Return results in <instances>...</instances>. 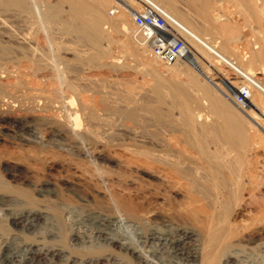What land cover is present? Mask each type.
I'll return each instance as SVG.
<instances>
[{
  "label": "bare ground",
  "instance_id": "bare-ground-1",
  "mask_svg": "<svg viewBox=\"0 0 264 264\" xmlns=\"http://www.w3.org/2000/svg\"><path fill=\"white\" fill-rule=\"evenodd\" d=\"M65 1L72 8L74 18L77 21L74 25L75 27H72L74 33H90L94 30L99 34L102 33L100 23L94 18L95 16L99 17L102 13L98 5L91 6L87 0ZM118 1L124 4V6H118L117 9L119 12L115 13L116 16L113 22L124 37V44L126 41H129V43L135 46L137 45L141 49H145L140 46L136 40L137 37H135L132 16L136 12L143 13L142 4L150 3L165 10L185 27L188 50L184 60L198 63L196 52L200 53L203 51L211 56L214 60V65H216V63L220 65L217 67L215 66L216 68H225L227 72L234 69L238 74L240 73L244 76L240 81L246 83L245 85L246 89H248L249 96L241 105L242 107L244 106L242 113L245 117L239 114H233L230 111V107L220 96V94H223L222 91L224 87H222L221 84L214 83V79L210 77L211 80H209V82L211 81L210 83L215 86L218 93L210 91V89L202 85L197 87V84L194 82V86L201 92L203 101H207L211 113L222 122V131L218 133L219 136L222 135L227 141L231 139L232 146L235 144L236 147L234 145V151L232 152L231 150L230 152L229 150V153L225 148L227 154H225L223 148V155L222 152H209L211 148L207 150L209 146H207L206 139L208 138L207 135L210 133L200 124V112L197 111V108H193L195 105L192 107L195 101H193V98L186 90L182 89L179 84L169 85L173 92L176 91L175 96L178 104L181 106L179 125H181V131L184 134L183 146L180 145L181 143L179 144L178 141L174 144H171V142L170 144H164L163 147L167 149V153L160 156L156 155L151 158L154 162L163 166L164 168H160L164 171L158 172L157 170L150 171L145 169L146 171L144 172L143 169L141 173H144L148 178L156 180L155 182H158L167 189L168 192L166 190L165 192H167V195L169 193L170 196L169 199H167L168 201H178V198H184L186 199V202L183 203L184 205H182L179 210L167 208L166 210L161 209L160 211V209L158 210L139 201L141 199V193L135 191L134 185H132L133 183H130V187L136 192L134 194L136 199H130V196L124 198L117 192V184L111 180H106L107 183L105 187H99V184L96 183L97 181L94 182L92 178L88 177L92 173L85 176L77 171L76 177L64 184L65 192L71 194V196L76 199V202L78 201L83 207L87 206L89 208L90 214L86 215L85 219H93L97 228L86 232L84 227H81V225L85 224L78 222L77 228L70 230V242L74 243L73 245L81 246L85 243L97 242L103 245L101 246L102 249L89 254H87V252H82L83 260L78 261L74 260V257H70V254L62 249L48 246L41 247L39 246L40 244L37 245L38 243H25L19 250L21 253L20 256L16 255L15 257L11 253L10 256H7L6 254V256L4 255V261L10 264H54L55 260L64 262V264H126L122 262V259L119 260L113 255L118 252L129 260H132V263L134 261V264H163L162 260H164V254H170L187 264H230V260H234L233 262L239 260L238 253L243 255L241 251L237 250L238 248L242 250L246 248L244 250H247L248 247L252 248L258 246L257 248L264 250V165H258L257 162V165L254 164L255 162L250 163L248 159L246 160L245 158L246 156L250 157L249 154L252 153L251 151L254 143L252 141L253 139L251 140L249 136L250 130L254 129L251 123H255L256 126L258 125V127H260V123L258 124V122H256L254 111L264 117V100L259 96L260 94L264 96L263 83L261 84V80L253 76L251 68L244 70L242 67L236 65V63L225 56L217 46H214V43L212 44V42H209L205 37H202V35H200L202 32L198 33L192 28L187 23L186 16L180 13L172 0H165V3H161L157 0ZM111 2L116 4L114 1ZM194 2L200 3V14L203 24L202 30L204 33L220 34L227 48L230 47L234 49V45L236 46V44L242 42L243 37H245L242 35L243 33L240 34L238 24L233 22L232 18L230 19L227 15L228 6L231 3L245 8V11L252 16V22L257 23V25L264 20L262 19L264 18V0H192L191 3ZM0 4L3 5L2 7L5 11H9L12 8L15 9L18 14H24L28 11L25 0H0ZM232 8H234V6H232ZM117 9L115 8L116 11ZM47 13H45V15ZM18 16L20 17V15ZM52 16L53 13H48L46 18H44L49 20ZM29 26L25 21H22L21 25H19L18 35H15V37L11 36L10 39L7 38V40L9 39L10 42L17 46L24 45L25 47L32 45L39 40V37H37L38 40H34L36 35L34 37L31 33L33 26L32 29ZM66 26L67 25H65V28ZM5 28L6 27H4V29ZM28 52H30V47ZM149 58L152 59L150 56ZM263 58L264 50H261L253 55L251 63H255ZM152 60L161 67L166 68V73L169 77H173L175 76L174 74H176L171 67L180 62L178 60L174 65L168 67L162 65L154 58ZM110 62L111 64L114 63L113 61ZM24 65L22 67L23 71L16 69L20 72L18 71L15 75L10 76L9 80H3L0 77V104H2V98L10 99V103L4 104L5 108L0 110V128L5 130V135H17L18 139L24 144H32L39 147L46 146L49 147L48 149H55L67 158L75 157L76 159L84 160V158L91 156L97 162L116 166L121 165L122 161L120 157H116V154L114 155L107 152L105 148L101 146V140H98L96 136V132L98 135V130L95 132L94 128L96 127L94 123L98 122V116L94 109L99 110L102 108L110 113H121L126 109L128 103L124 101L119 104L106 96L99 97L98 101L91 102L88 97L80 96L82 94H79L77 89L69 83L65 84V87L62 89V84L55 75L50 73L51 70L49 73H45L44 71L39 72L38 69V72H34L31 70V67L29 69L28 66H25L27 67L25 69ZM33 66L35 67V65ZM221 68L218 70L223 73V71L220 70ZM201 73L205 79H210L208 74L202 71V69ZM228 74L230 73H226V71L223 73V75L227 77L226 80H228ZM240 84L239 81H231V84L228 82L227 85L229 89L227 88V92L233 89L231 93H228L232 96L233 94H237L234 88L238 87ZM128 94L130 96H135V94ZM61 95H65L63 102ZM75 96H77L78 99L77 107H74V103L76 102H74V98H72ZM194 98H196V96H194ZM27 103L31 105L30 110L27 107L28 112L31 111L30 116L29 114L28 116L13 114L16 108L24 107L23 105ZM62 106L67 113L61 111ZM52 110L58 111L60 116H57L58 113L56 114L55 111V113H53ZM1 133L0 131V134ZM212 144L214 143H211V145ZM227 144L228 143H226V147ZM259 144L261 145V143ZM220 146L222 148V145ZM188 148L196 150L197 154L194 153L195 156H192L189 152L187 153V151L190 150H187ZM121 152L127 156H133L135 153L127 149H123ZM253 157H251V159ZM255 158L256 156L254 160ZM254 160L252 159V161ZM20 172L24 171L20 170ZM20 172L10 170V166L0 165V173L4 174V180L0 181V206L6 208V217L9 223L11 222V225L29 232L38 228L37 226L41 221H46V216L43 211L34 209H29L21 213L19 211V213L10 211L11 209H8V205H6L8 202L10 203V191L17 193V195L25 199L27 203L33 202L31 193H35V196L39 200H46L47 198L59 205L64 204L67 198L64 199L65 197L63 194L53 183L45 182L41 186H38L34 179L37 175V173H34L35 171L33 173L32 171L25 173ZM10 184L16 185V187L23 186V189L12 187L14 188L13 190L10 188ZM52 210L55 215L61 216L62 213L58 208ZM239 210L242 212L246 211L248 217L251 215V218H248L250 219L248 223L242 222L241 228L239 227L240 229L238 230L236 229L238 226L235 225V227L234 224L232 225V223H230V217L239 215L237 214ZM60 218L61 217H59V219ZM94 222L92 221L93 224ZM117 223L119 225L122 223L136 227L137 232H139V243L134 244L128 238L126 239L125 237L123 238L122 236L111 234L109 229ZM56 234L53 232L50 233L48 236L49 240L50 238H56ZM7 249V246H4L2 248V253L4 254L7 252ZM70 250H72V248Z\"/></svg>",
  "mask_w": 264,
  "mask_h": 264
},
{
  "label": "rangeland",
  "instance_id": "rangeland-1",
  "mask_svg": "<svg viewBox=\"0 0 264 264\" xmlns=\"http://www.w3.org/2000/svg\"><path fill=\"white\" fill-rule=\"evenodd\" d=\"M111 1H114L117 5ZM157 1L165 3V0ZM172 1L180 13L186 16V21L192 28L198 33L202 32L200 34L202 37H205V39L212 42V44L214 43L213 45L217 46V48H219L231 61H234L236 65L242 67L244 70L251 68L253 76L260 79V83H263L262 85H264V58L255 63H251L253 55L264 50V20L257 25V23L252 22V16L245 11V8L234 3L235 6L231 3L228 6L227 15L230 19L232 18L233 22L238 24L240 34L243 33L242 35L245 37H243L242 42L236 44V46L234 45V49H231L230 47L229 49L226 47L224 39L220 34H207L202 30L203 24L200 14V3H191L192 0L191 2L190 0ZM87 2L91 6L98 5L99 9L102 10L99 17H94L101 25V34L96 30L90 33L83 32V34L74 33L72 27H75L74 25L77 21L74 18L72 8L65 0H25L28 11L24 14H18L13 8L9 11H5L2 7L3 5L0 4V23L2 22L0 24V77L3 80H9L10 76L15 75L16 72L19 71L16 69L23 71L22 67L25 64V69L27 68L25 66H28L29 69L31 67V70L34 72H38L39 70V72L44 71L45 73H49L51 70L50 73L55 75L58 78V81L62 84V89L65 87V84L69 83L77 89L79 94H82L80 96L88 97L91 102L98 101V98L102 96L111 98L114 102L116 101L119 104L126 101L128 106L121 113H110L102 108L99 110L94 109L98 116V122L94 123V126L96 127L94 130L95 132L98 130V135L96 132V136L98 140H101V146L110 154H116V157H120L122 164L116 166L113 164L97 162L91 156L84 158V160L76 159L75 157L67 158L61 155L57 150L52 148L48 149L49 147L46 146L39 147L37 145L24 144L18 139L17 135H5V130L0 128V131L2 132L0 134V165L10 166V170L19 172L20 170L24 171L20 173L31 171L33 173L35 171L34 173H37V175L34 179L38 186H41L45 182L53 183L63 194L65 197L64 199L67 198L64 204L59 205L47 198L46 200H39L35 196V193H31L33 202L27 203V201L22 197H19L17 193L10 191V203L8 202L9 204H6L8 205L7 208L11 209L10 211L15 213H21L29 209L43 211L46 216V221H41L37 226L38 228L27 232L22 228L11 225V222L9 223L8 218L6 217V208L0 206V264H10L9 262L4 261L6 254L7 256H10V253L15 257L16 255L20 256L21 253L19 250L25 243H38L37 245L40 244L39 246L41 247L48 246L62 249L69 253L70 257H74V260L78 261L83 260L82 252H87V254H89L102 249L101 246L103 245L101 243L98 244L97 242L85 243L82 246L73 245L74 243L70 242V230L76 229L78 222H82V224L86 225V228L85 225H81L86 232L97 228L93 219H85V216L90 214V211L88 210L89 208L87 206L83 207L78 201L76 202V199L73 198L71 194L65 192L64 184L76 177L75 175H77V171L85 176L92 173L90 174L91 176L89 175L88 177L92 178L94 182L97 181L96 183L99 185L95 184L99 187H105L107 181L111 180L117 184V192H119L124 198L130 196V199H136L134 194L136 192L141 193L140 202L144 204L146 203L158 210L160 209V211L161 209L166 210L167 208L179 210L181 206L184 205L183 203L186 202V199L184 198H178V201H168L167 199H169L170 196L169 193L167 195V189L161 186L158 182H155L156 180L148 178L144 173H141L143 169L144 172L146 170L163 172L164 170H162V168L164 167L157 162H154L151 158L156 155L160 156L167 153V149L163 147L164 144H170V142L171 144H174L178 141V143H181L180 145H182L184 140V134L181 131V125H179L181 106L176 99V91L173 92L169 85L179 84L182 89L186 90L193 98V101H195V104L193 103L192 107L194 105L197 106L198 104L201 105H198L197 107L194 106L193 108H197V111L200 112V124H202L203 128L207 129L208 133H210L207 135L208 138L206 139L207 146H209L207 147V150L211 148L209 152H222L223 155L224 152L225 154H227V151L229 153V150L230 152L231 150L233 152L236 147L235 144V147L234 145L232 146L231 139H228L229 142L227 139H224L222 135L219 136L218 133L222 131V122L211 113L207 101H203L201 92L194 86L195 82L197 87L202 85L210 89V91L217 92L215 86L210 83L211 81L209 82L211 78L214 79V83L221 84V86L224 87L222 91L224 96L223 94H220V96L230 107V111L233 114L235 113L245 117L242 113L244 106L237 107L232 101L233 96L230 93L233 89L228 90L230 93L227 92V88L229 89L227 83L230 82L231 84V81L235 82L232 73L227 72L224 68L226 73H230L228 74V80H226L227 77L223 75V73H225L224 69L221 67L216 68L220 65H217V63L214 65L215 63L211 56L202 51L200 52L201 54L196 52V57L199 61L198 63L182 59L179 63L171 67L174 73L176 72V74H174L175 76L169 77L166 73V68L161 67L149 58L146 49H141L139 46L129 43V41H126L127 43L125 42L124 44V37L113 22L116 16L115 13L119 12L117 9L118 6H124V4H121L118 0H87ZM232 6H234L235 9L232 8ZM47 12L53 13L52 18L49 20L45 19L48 14ZM45 13L47 14L45 15ZM18 15H20V17ZM22 21H25L28 26L30 25L29 27L31 29L33 26L31 33L34 37L36 35L34 40L39 39L30 46H17L9 40L11 36L15 37V35H18L19 25H21ZM65 25H67L66 28ZM4 27L6 28L4 29ZM37 37L39 38L37 39ZM7 38L9 39L7 40ZM29 47L30 52H28ZM110 61H113L114 63L111 64ZM33 65H35L36 68ZM219 68H221L220 70H222L223 73L218 70ZM201 69L208 74L209 78H211L205 79L201 73ZM1 74L4 75L2 76ZM128 93L135 94V96H130ZM64 96L61 98L62 102L65 98ZM194 96H196V98H194ZM259 96L264 100L263 95L260 94ZM75 97L72 98H74L73 100L76 102L74 103V107H77L78 99L77 96ZM1 100L3 101L2 104H0V110L5 108L4 104L10 103L9 98H2ZM27 104H24V107L16 108L13 114H18L20 116H28L29 114L30 116L31 111L28 112V109L30 110L31 105L29 103ZM52 111L53 113H58L57 116H60L58 111ZM61 111L67 113L63 106L61 107ZM254 113L256 115V122H258V124L260 123V127H258V125L256 126L255 123H251L254 129L250 130L249 136L251 140L253 139L252 141L254 143L251 151L252 153L249 154L250 157L246 156L245 158L246 160L248 159L250 163L255 162L254 164H256L257 162L258 165H264V117L259 113L257 114L255 111ZM99 119L102 120L100 121ZM211 143H214L212 144L214 146H212ZM226 143L229 144H227V147ZM259 143H261V145ZM220 145H222V148ZM123 149L131 150L135 153L133 156H127L121 152ZM189 149L190 148L187 150ZM222 149L225 151L223 152ZM188 152L192 156L197 154V151L193 149H190L187 153ZM253 156H256L255 160ZM251 157H253L252 159L254 161H252ZM3 180L4 174L0 173V181ZM130 183H133L132 185H134L136 192L130 187ZM11 185L12 184H10V188L13 190L14 188L12 187L23 189V186L16 187V185ZM165 190L167 192H165ZM165 201L168 202L166 203ZM54 208H58L62 213L61 216L54 214L52 210ZM237 214L239 215L235 217L231 216L232 218L230 217V223H232V225L234 224V226H238L235 227L239 230L242 222H249L250 219L248 218H251V215L248 217V213L246 211L242 212L241 210L237 211ZM59 217L61 218L59 219ZM71 223L74 224L72 225ZM52 232L55 234L57 233V237L54 239L50 238L49 240L48 236ZM109 232L115 236L118 235L123 238L125 237L126 239L128 238L134 244L139 243V232H137L136 227L132 225H125L122 223L119 225L117 223L111 226ZM4 246H7L8 251L3 254L2 248ZM255 247H248L247 250H244L246 248L243 250L238 248L237 250L241 251L243 255L238 253L239 260L237 262L230 260V264H264V250L257 248L258 246ZM71 248L72 250H70ZM113 255L119 260L122 259L123 263L134 264V261L132 263V260H129L118 252ZM169 255L170 254H164V260H162L163 264H187L178 258ZM54 264H64V262L55 260Z\"/></svg>",
  "mask_w": 264,
  "mask_h": 264
},
{
  "label": "built area",
  "instance_id": "built-area-1",
  "mask_svg": "<svg viewBox=\"0 0 264 264\" xmlns=\"http://www.w3.org/2000/svg\"><path fill=\"white\" fill-rule=\"evenodd\" d=\"M142 5L143 13L136 12L132 16L138 44L148 51L152 59L168 67L184 59L188 50L185 27L165 10L150 3ZM229 72L232 73L235 81L241 83L234 88L237 94H233L232 97L233 103L241 107L249 97L246 83L240 81L244 76L234 69Z\"/></svg>",
  "mask_w": 264,
  "mask_h": 264
}]
</instances>
